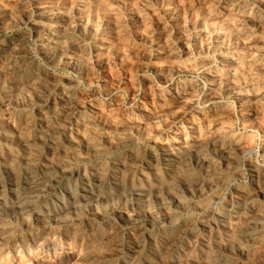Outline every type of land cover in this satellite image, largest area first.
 <instances>
[{
	"label": "clouds",
	"instance_id": "clouds-1",
	"mask_svg": "<svg viewBox=\"0 0 264 264\" xmlns=\"http://www.w3.org/2000/svg\"><path fill=\"white\" fill-rule=\"evenodd\" d=\"M0 264H264V0H0Z\"/></svg>",
	"mask_w": 264,
	"mask_h": 264
}]
</instances>
